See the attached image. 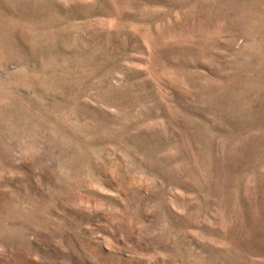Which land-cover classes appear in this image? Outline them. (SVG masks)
Segmentation results:
<instances>
[{
	"label": "rangeland",
	"instance_id": "obj_1",
	"mask_svg": "<svg viewBox=\"0 0 264 264\" xmlns=\"http://www.w3.org/2000/svg\"><path fill=\"white\" fill-rule=\"evenodd\" d=\"M0 264H264V0H0Z\"/></svg>",
	"mask_w": 264,
	"mask_h": 264
}]
</instances>
